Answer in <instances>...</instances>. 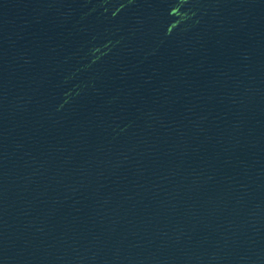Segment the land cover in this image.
Returning <instances> with one entry per match:
<instances>
[{"label":"water","instance_id":"95a60500","mask_svg":"<svg viewBox=\"0 0 264 264\" xmlns=\"http://www.w3.org/2000/svg\"><path fill=\"white\" fill-rule=\"evenodd\" d=\"M0 264H264V0H0Z\"/></svg>","mask_w":264,"mask_h":264}]
</instances>
